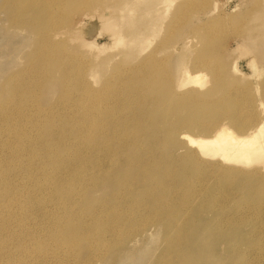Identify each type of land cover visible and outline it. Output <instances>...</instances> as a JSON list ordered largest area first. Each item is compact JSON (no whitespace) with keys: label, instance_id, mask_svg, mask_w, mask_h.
<instances>
[{"label":"rangeland","instance_id":"374dc122","mask_svg":"<svg viewBox=\"0 0 264 264\" xmlns=\"http://www.w3.org/2000/svg\"><path fill=\"white\" fill-rule=\"evenodd\" d=\"M263 66L264 0H0V264H264V171L182 137L256 124Z\"/></svg>","mask_w":264,"mask_h":264},{"label":"bare ground","instance_id":"6f19581e","mask_svg":"<svg viewBox=\"0 0 264 264\" xmlns=\"http://www.w3.org/2000/svg\"><path fill=\"white\" fill-rule=\"evenodd\" d=\"M260 13V12H259ZM262 13V12H261ZM258 14V13H256ZM253 15V14H252ZM255 16V15H254ZM256 18V17H255ZM261 21V20H260ZM261 26V24H260ZM263 32V31H262ZM258 35V34H257ZM260 35V34H259ZM258 35V36H259ZM263 35V34H262ZM254 38V36H252ZM251 37V38H252ZM256 38V37H255ZM257 39V38H256ZM254 40V39H253ZM258 40V39H257ZM250 41V40H249ZM246 42V41H245ZM99 44V43H98ZM98 44H96L95 49L97 48L98 50L102 48V44L101 46H97ZM89 45L92 46L93 45V39L89 40ZM249 45V44H248ZM242 47V46H241ZM244 48V47H243ZM97 50V51H98ZM243 49H241L242 51ZM245 50V49H244ZM247 50V49H246ZM242 53V52H241ZM247 55H249L248 53H246ZM245 56V54H244ZM251 56V55H249ZM249 56H247V58H249ZM252 57V56H251ZM254 57V56H253ZM260 65V64H258ZM264 67V66H263ZM262 68V67H261ZM233 70L236 72H239L240 69L233 64ZM258 70V69H257ZM242 71V70H241ZM254 71V70H253ZM260 71V70H259ZM257 71V72H259ZM243 72V71H242ZM241 73V72H240ZM255 73V72H254ZM187 83H195L198 84L200 87L205 83V78H204V74H202V72H197L195 73L193 76H189L187 78ZM181 86V85H180ZM189 99V95L185 96L184 98H182V100H188ZM204 101H208L207 99L201 98ZM185 103V102H183ZM93 104V103H92ZM205 105V104H203ZM91 107V106H90ZM94 107V106H93ZM91 107V108H93ZM188 106L185 105L184 108H187ZM91 111H93L92 109H89ZM88 110V111H89ZM262 113L261 116L258 118V121L256 122V124L254 123V125H250L248 126V128H244L243 125H241V128H238V132L235 131L232 127H230L227 122L225 121H221L218 122L216 124H214V127L211 131L209 132H205L206 135H199V136H190L189 134H183L182 137L186 139L187 142H189L190 144H192L195 149H194V153L196 155V160L192 158V161L197 164L196 168H199V166L209 160L214 161V164H217L219 166H225L226 168H233L235 170V174H238L240 169H238L237 167H257L260 168L262 171H264V107L261 109ZM90 111V112H91ZM4 114V113H3ZM195 113H192V115H194ZM6 118V117H5ZM4 119V117H3ZM88 120V119H87ZM90 121L92 122V120L90 119ZM89 121V122H90ZM87 124H90L87 122ZM97 123H95L96 125ZM90 125H94L93 123H91ZM89 126V125H88ZM87 126V127H88ZM87 127H85L87 129ZM93 127V126H91ZM22 131V129H21ZM101 131V130H100ZM105 132V131H104ZM104 132L103 135H104ZM77 132H75V137ZM87 133V131H86ZM116 133H118L116 131ZM84 134V133H83ZM23 135V133H22ZM73 135V136H74ZM102 135V134H100ZM115 135V134H114ZM79 136V133H78ZM77 136V137H78ZM85 136V135H84ZM88 136V135H87ZM81 137V136H80ZM114 137V136H113ZM34 140V139H33ZM76 140V139H74ZM32 141V140H31ZM79 141V140H78ZM81 144V143H80ZM105 144V143H104ZM76 146V145H75ZM78 146V145H77ZM76 146V147H77ZM81 147V145H80ZM79 147V148H80ZM81 149V148H80ZM107 151V150H106ZM80 152V151H79ZM105 152V150H104ZM101 153V152H100ZM82 154V153H81ZM105 154V153H104ZM103 154V155H104ZM107 155V154H106ZM112 156V155H110ZM199 156V157H198ZM106 156L104 155L102 157L105 158ZM109 157V156H108ZM200 158V159H199ZM132 160L135 161L134 158H132ZM191 160V159H190ZM111 161V159L109 160ZM191 161L192 165L193 162ZM203 166V165H202ZM208 167V166H207ZM146 172H145V171ZM143 172L147 173L150 172V170L148 168H144ZM237 172V173H236ZM252 172L251 170L247 171V173ZM97 174V173H96ZM136 177V176H135ZM97 179V177L95 178ZM192 188V187H191ZM188 190V189H187ZM118 196V195H117ZM215 196V195H214ZM214 196L210 198L214 199ZM217 197V196H216ZM111 199H113L112 204L114 205V197H112ZM212 200V199H211ZM217 200V199H216ZM109 201V200H108ZM210 201V200H209ZM215 201V200H212ZM219 201V200H218ZM221 201V200H220ZM107 202V201H106ZM217 202L215 201V204ZM108 204V202H107ZM111 204V205H112ZM212 202H210L209 205H211ZM214 204V205H215ZM200 205V204H199ZM205 205V204H204ZM221 206V205H220ZM203 207V206H202ZM201 207V208H202ZM206 207V205L204 206ZM203 207V208H204ZM208 207V206H207ZM224 207V206H221ZM126 208V207H125ZM202 208V209H203ZM209 208H212L211 211H213L214 206L213 207H208L207 209L209 210ZM219 208V207H217ZM216 209V206H215ZM204 210V209H203ZM218 210V209H217ZM216 212V210H215ZM93 215V214H92ZM114 230V229H113ZM262 242V241H261ZM234 252V251H232ZM245 253V252H244ZM235 254V253H234ZM244 255V254H243ZM245 256H243L244 258ZM246 258V257H245ZM244 258V259H245Z\"/></svg>","mask_w":264,"mask_h":264}]
</instances>
